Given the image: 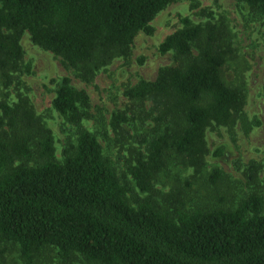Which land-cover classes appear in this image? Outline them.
Returning <instances> with one entry per match:
<instances>
[{
  "label": "trees",
  "instance_id": "1",
  "mask_svg": "<svg viewBox=\"0 0 264 264\" xmlns=\"http://www.w3.org/2000/svg\"><path fill=\"white\" fill-rule=\"evenodd\" d=\"M171 1L0 0V86H17L28 69L25 32L89 82L113 57L128 58L136 34H151L152 19ZM238 1L264 14V0ZM200 13L206 21L180 18L181 27L157 47L172 61L154 79L127 85L124 107L108 121L91 111L87 92L69 77L54 80L50 108L69 127L60 156L26 97L0 98V264H264L261 165L245 167L253 187L238 197L223 190L228 174L207 169V127L231 130L239 120L247 132L253 123L243 112V85L223 74L229 28L211 11ZM136 117L150 121L145 152L124 172L99 137ZM172 166L192 173H177L180 185L168 191L155 188ZM197 177L211 189L210 201H194Z\"/></svg>",
  "mask_w": 264,
  "mask_h": 264
},
{
  "label": "rangeland",
  "instance_id": "2",
  "mask_svg": "<svg viewBox=\"0 0 264 264\" xmlns=\"http://www.w3.org/2000/svg\"><path fill=\"white\" fill-rule=\"evenodd\" d=\"M202 9L211 11L214 20L224 22L229 28L232 35L231 49L223 74L230 84L243 85V112L253 123L247 132L242 129L239 120L231 130L226 126L207 127V169L218 167L228 174V180L223 182V190L229 196L234 194L232 196L238 197L253 187V184H247L246 176L249 172H246L245 167L249 162L259 163L261 167L257 173L258 180L264 192V14H254L248 5L238 0L171 1L152 19L151 34L142 31L136 34L128 58L113 57L99 68L89 82L80 80L74 69L62 64L60 57L32 43L25 32L20 42L24 52L23 63L28 69L20 75L17 86L8 90L0 86V98L5 92L9 93V100L15 99L18 93L26 97L36 114L41 115L51 129L56 153L60 156L68 125H64L60 115L50 108L54 80L69 77L73 86L87 92L91 111L96 115L102 114L103 119L108 121L116 108L124 107L122 91L127 85L135 84L140 78L154 79L158 69L172 61L170 52L159 53L158 44L166 35L181 27V17L188 16L194 22L206 21L207 17L200 13ZM137 117L130 124L122 126L118 133L110 131L108 138L99 137L104 152L124 172L128 165L136 162L139 152H145V144L141 140L148 132L146 128L150 121L146 120L145 124H141ZM92 122L93 120H89L93 130L95 125ZM217 152L221 154L218 155ZM177 173L184 179L192 172L190 168L176 171L172 166L166 176L156 180L155 188L168 191L171 184L180 185ZM194 188V201H210L211 189L206 186L203 178L197 177Z\"/></svg>",
  "mask_w": 264,
  "mask_h": 264
}]
</instances>
